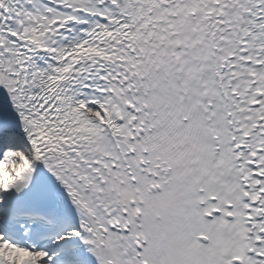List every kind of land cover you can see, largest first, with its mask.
<instances>
[{"label":"snow or ice","instance_id":"1","mask_svg":"<svg viewBox=\"0 0 264 264\" xmlns=\"http://www.w3.org/2000/svg\"><path fill=\"white\" fill-rule=\"evenodd\" d=\"M0 264H264V0H0Z\"/></svg>","mask_w":264,"mask_h":264}]
</instances>
